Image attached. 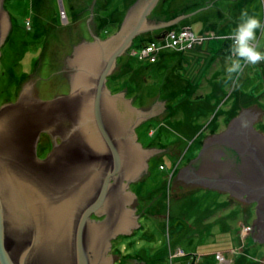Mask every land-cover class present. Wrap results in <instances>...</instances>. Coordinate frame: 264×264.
<instances>
[{
	"label": "water",
	"instance_id": "95a60500",
	"mask_svg": "<svg viewBox=\"0 0 264 264\" xmlns=\"http://www.w3.org/2000/svg\"><path fill=\"white\" fill-rule=\"evenodd\" d=\"M158 2L137 0L116 35L75 47L66 62L70 94L41 100L31 79L17 103L0 107V264H112L117 257L104 255L109 239L140 225L133 214L136 196L124 189L146 173V159L163 149H140L133 128L146 113L165 108L164 96L132 107L131 97L104 84L134 38L176 22L150 14ZM2 3L0 45L11 26ZM262 113L253 105L221 134L205 137L177 180L258 200L252 235L264 242V135L253 129ZM43 130L54 149L39 160L36 139Z\"/></svg>",
	"mask_w": 264,
	"mask_h": 264
},
{
	"label": "rangeland",
	"instance_id": "374dc122",
	"mask_svg": "<svg viewBox=\"0 0 264 264\" xmlns=\"http://www.w3.org/2000/svg\"><path fill=\"white\" fill-rule=\"evenodd\" d=\"M8 1L12 11L22 16V21L14 23L10 29L14 31L13 39L3 47V53L6 52L11 59L15 57L10 61L12 65L9 64L4 71L0 66V107L6 103H17L21 94L18 81L23 79L25 82L33 72L19 74L17 79L9 78V72L19 70L18 54H28L30 50L51 52L53 42L50 40L44 45L47 32L46 27L42 28L44 25L55 19L54 44L59 45L65 38L70 56L74 45L83 40L94 42L95 39L106 40L116 35L120 30V20L137 0H67L68 7L67 2L64 4L66 0H42L37 12L41 15H35L28 6L30 2V6L33 4V0ZM94 8L100 11V35L92 37L87 29L84 34L69 33L72 24L78 27L81 23L85 28V23L94 18ZM77 10H81L79 19ZM244 10L264 22V0H160L154 14L169 16L168 12H177L179 16L173 20L176 21L175 29L164 26L155 28L153 33L139 34L134 39L137 45L143 43L142 49L145 50L130 47L124 57L118 58V66L112 70L116 78L125 73L130 79V84L108 82L112 93L121 89L123 97H131L129 106L144 107L162 95L165 102L162 111L146 113V119L133 128L137 135L135 142L140 143V149L163 151L146 159L148 169L144 181L139 182L141 176L130 181L129 188L124 189L136 196L133 214L140 215L146 231L140 230L131 238H124L123 246L118 249L123 255L126 253L135 259L141 256L140 250L144 251V255L148 253L145 258L153 257L146 259L147 264H256L254 250L261 249L264 254V242L255 241L252 235L254 221L258 218V200L244 202L232 195L234 200L229 201L226 191L198 184L185 185L177 180L179 169L187 166L202 151L205 137L224 132L237 110L258 105L263 113L256 121V127L264 135V62L247 66L239 87L225 83V57L231 45V40L226 37ZM4 11L8 12L5 6ZM180 18L182 20L178 22ZM39 19L47 22L40 23ZM63 23L67 31H62L65 29L60 26ZM55 26L48 27L52 29ZM257 36L259 46L264 50V37L259 32ZM154 37L157 38L147 40ZM190 43L192 48L187 49ZM9 51L16 55L12 56ZM45 65H42L44 77L51 79V86L44 82V93L39 97L52 100L61 97L53 96L54 92L62 96L70 94L71 82L67 73L60 79V74L52 75V71L46 70L54 68L55 64L49 62L48 68ZM191 77L198 79L194 85H191ZM249 87L255 89L254 95L248 94ZM240 89L244 90V96L239 93ZM17 91L19 95L15 96ZM231 99L235 106L230 103ZM207 100L211 103L210 112H216L207 114L209 109L206 105L203 108L207 111L203 109L197 113ZM219 104H222V109L217 111ZM41 142H46L45 138ZM39 160L42 159L39 157ZM180 186L187 190L193 188L196 194L187 191V199H180ZM142 202L147 205L142 207ZM221 206L225 208L219 209ZM195 258L197 262H193ZM257 264L264 262L259 260Z\"/></svg>",
	"mask_w": 264,
	"mask_h": 264
},
{
	"label": "bare ground",
	"instance_id": "6f19581e",
	"mask_svg": "<svg viewBox=\"0 0 264 264\" xmlns=\"http://www.w3.org/2000/svg\"><path fill=\"white\" fill-rule=\"evenodd\" d=\"M12 1H14V0H12ZM106 1V0H105ZM67 2V0L64 2V4ZM159 2H160V0H159ZM159 2L157 3V5L153 8V10L151 11V13L150 14H154V12L156 11V7L158 6V4H159ZM30 3H32V2H30ZM30 3H28V4H30ZM2 5H4L5 6V0H3V3H2ZM70 5V4H69ZM4 6H3V9H4ZM67 7H68V2H67V5H66ZM182 7H184V6H182ZM93 10V9H92ZM158 12H160L161 10H159V8H158V10H157ZM6 12V11H5ZM6 14H7V16H8V18L10 19V22H11V26H10V28H9V31H8V33H7V35H6V37H5V40L3 41L4 43L2 44V45H0V66H1V68H2V71H4V69H6L7 67H9V64L10 65H12L11 64V62L10 61H12V59H14V55H16V53H14L13 55H12V52L11 51H9V53L12 55V56H14V57H12V59H11V57L6 53V52H4L3 53V47H4V44L7 42V39H8V37L10 36V29H12V26L13 25H15L14 23H18V22H21L22 20H21V15H19L17 12H14V17L12 16V14L10 13V12H6ZM177 18H175V19H173V20H176ZM55 20V19H54ZM93 19H91V21H88L87 23L88 24H90L91 22H93L92 21ZM172 20V21H173ZM182 20V18H180V19H178L177 21L178 22H180ZM86 21V20H85ZM101 23V22H100ZM167 24H171V21H167ZM168 27H172L173 29H175V24H171V25H169ZM167 27V28H168ZM178 30V29H177ZM153 31H155L154 29H150V30H148L146 33H150V32H152L153 33ZM179 32H181V30H179ZM20 34V33H19ZM93 36L92 37H95L96 38V34H94V33H91ZM154 35V34H153ZM152 35V36H153ZM155 38H157V37H154V38H152V40L153 39H155ZM183 41V40H182ZM136 42V39H134L133 40V43H132V46L131 47H133L134 48V43ZM58 44V43H57ZM62 44H59L58 46H53V44L51 45L52 46V49H51V52L48 54V53H46V52H42V51H37V52H35V51H32V50H30V52L28 51V54L26 53H21L22 55H20V54H18V57L16 58L17 60H18V63L17 64H19L18 65V67H19V70H12V72L13 73H11V72H9L8 73V76H9V78H11V80H12V78L13 79H17V77L19 76V74H22V73H27L28 71H33L32 73L33 74H31L30 76H28V79L30 80L31 78H32V80H35L36 81V83H37V85H38V89H39V91H40V95H42L43 93H42V91H44V89H43V83L44 82H47V84H48V86H51V85H49L50 84V81H51V79L50 78H45L44 77V70L42 69V65L43 64H46L45 65V67L47 66V68H48V63L50 62V57L52 56V54H53V57L55 58V59H57V60H60V62L61 61H64L63 62V65L62 66H60L59 68H60V70L57 72L58 74H60V72H61V74H60V78H65L64 77V75H66V62H67V59L69 58V55H68V53H67V55L64 53L63 54V56H64V58H62L61 56V54H60V51H61V49L64 47V46H66L65 44L64 45H62ZM6 46H7V44H6ZM77 46V44L76 45H74V47H73V50H75V47ZM219 46H221V45H219ZM45 46H43V48H44ZM133 48H132V50H133ZM186 48L187 49H191L192 48V45H191V43L189 44V45H187L186 46ZM142 49V48H141ZM142 50H145V49H142ZM127 52H129L128 50L124 53V54H122L120 57H124L125 55H126V53ZM39 53V54H38ZM38 54V55H37ZM9 56V57H8ZM37 57L39 58V59H37ZM43 60V61H42ZM49 61V62H48ZM10 62V63H9ZM17 62V61H16ZM119 62V60L117 59V61H116V63H118ZM41 63V64H40ZM128 64H130V63H128ZM40 65V66H39ZM115 66H118V65H115ZM46 70H51V69H46ZM113 70V69H112ZM183 71V70H182ZM38 72V73H37ZM62 73H63V75H62ZM33 75H35V76H33ZM52 75H54V74H52ZM121 75V77H115L114 76V72H112V71H110V73H108L107 75H106V80H105V84H104V86H105V89H107V90H110L109 88H108V85H109V83H111V84H118V83H131L130 82V79L127 77V75L125 74V73H123V74H120ZM37 76V77H36ZM25 79H27V78H25ZM28 79L25 81L26 83L28 82ZM7 80V79H6ZM63 80H66V79H63ZM191 85H194L195 83H197V82H195V81H197L198 79L197 78H192L191 77ZM25 82L23 83V79H21V80H19L18 81V88L19 89H21V86H23V84H25ZM109 82V83H108ZM199 82H201V81H199ZM39 83V84H38ZM25 86V85H24ZM46 87V86H45ZM205 86H203L202 87V89L204 88ZM49 88V87H48ZM250 88V87H249ZM45 90H47L46 88H45ZM255 89L254 88H250V92H248V94L249 95H254V91ZM111 92V91H110ZM54 93H57V92H54ZM112 93V92H111ZM239 93L242 95V96H244V94H245V92H244V90H242L241 91V89L239 90ZM58 94V93H57ZM203 94H204V92H203ZM61 96H62V94H60ZM57 96V95H56ZM241 96V97H242ZM41 100L43 99V97H39ZM44 100H46V99H44ZM231 102H233L232 103V106L234 105V103H235V101H233L232 99H231V101H230V103ZM241 104L243 103V100L240 102ZM239 104V103H238ZM207 105V106H206ZM220 105V104H219ZM204 106H206V108L207 109H209V111H207L205 108H203ZM222 104L220 105V106H218L219 107V109H217V111L218 110H220V109H222ZM235 106V105H234ZM209 107H211V103L207 100L206 102H205V105L203 104V105H201L200 106V109H198V112L197 113H201L202 111H203V109L205 110V111H207V114L208 113H210V114H213V113H215V112H210V110L212 109V108H209ZM233 110V109H232ZM231 110V111H232ZM243 110V108L240 110V111H242ZM160 111H162V110H160ZM240 111L238 112V110H237V113H236V115H234L233 117H232V119L230 120V123L233 121V119H235V118H237V117H239L240 116ZM197 113H195V114H197ZM223 113V112H222ZM239 113V114H238ZM194 114V115H195ZM197 115H199V114H197ZM157 119V118H156ZM151 120V119H150ZM153 121V120H152ZM151 121V122H152ZM230 123H228L227 124V128H228V126H229V124ZM256 122H254L253 123V129L255 130V131H258L257 130V127H256ZM45 138V140H46V142H47V144H46V142H41L42 141V139H44ZM37 145H39V144H41V145H44V144H46V147H45V149L44 148H42V150H45L46 152H47V147H48V150H49V152L47 153V155L45 156V158L44 159H46L48 156H49V154H51V152L53 151V149H54V143H53V138H52V136H51V134L48 132V131H46V130H43L41 133H40V135L37 137ZM52 141V142H51ZM56 143L58 144V145H60V144H62V139H61V137L60 136H57V138H56ZM50 148V149H49ZM36 153H38L37 152V149H36ZM37 158L39 159V157H38V155H37ZM41 159V158H40ZM44 159H42V160H44ZM194 159H192V161H193ZM156 179V178H155ZM157 180V179H156ZM177 184V183H176ZM199 186H201V187H204L202 184H198ZM187 191L188 192H190V193H192V194H196V191L193 189V188H189L188 190L184 187V189L182 190V194H181V197H180V199H187ZM226 193L230 196V199H229V201H231V200H234V197L232 196V194L229 192V191H226ZM231 197H233V198H231ZM235 198H237V197H235ZM228 199V198H227ZM244 202H245V200H244ZM224 209L225 208V206L224 207H220L219 209ZM140 216V215H139ZM137 217V219L136 220H138V221H136L137 223H139L140 225L139 226H137V227H134L133 229H132V231L130 232V233H118V234H115V237H111L110 239H109V243H110V246H108V248L110 249V250H107L106 251V253H104V255L105 256H107V257H117L116 258V260H114V261H116L117 262V260H122V259H126L127 260V262L125 263V264H147V260L146 259H148V260H150L151 258H153L152 257V255H150L149 257H151V258H145V257H148L147 255H148V253L146 254V255H144V251H141L140 250V253H141V256H137L135 259H133L132 257H129L130 255H128V254H126L125 253V255H123V253H122V251L121 250H118L120 247H122L123 246V241H125V239L124 238H126V239H128V238H131L132 236H134L138 231H140V230H144V231H146V228L144 227V225H143V223H142V219L140 218V217ZM116 240H118V244L119 245H117L116 246ZM125 244V243H124ZM263 247H264V244L262 245ZM262 246H258V247H262ZM115 250H118L116 253H114V251ZM182 252V251H181ZM113 253V254H112ZM183 254H185L184 252H182ZM178 254H179V252H178ZM177 254V255H178ZM173 255V254H172ZM253 255L255 256L256 255V257H257V259L255 260V263L257 264L258 262H259V260H262L263 262H264V254H263V252L261 251V249H260V251L258 250V249H256V250H254V253H253ZM132 258V259H131ZM259 258H261V259H259ZM114 261L112 262V264H115L114 263ZM193 262H197V258H195L194 259V261Z\"/></svg>",
	"mask_w": 264,
	"mask_h": 264
},
{
	"label": "clouds",
	"instance_id": "9594fccd",
	"mask_svg": "<svg viewBox=\"0 0 264 264\" xmlns=\"http://www.w3.org/2000/svg\"><path fill=\"white\" fill-rule=\"evenodd\" d=\"M264 37V22L246 10L241 11L238 23L226 37L231 40L229 54L225 57V83L239 87L244 69L264 62V50L258 43L257 33Z\"/></svg>",
	"mask_w": 264,
	"mask_h": 264
},
{
	"label": "flooded vegetation",
	"instance_id": "af4514ba",
	"mask_svg": "<svg viewBox=\"0 0 264 264\" xmlns=\"http://www.w3.org/2000/svg\"><path fill=\"white\" fill-rule=\"evenodd\" d=\"M9 1L8 0H5V8H6V10L8 11V12H10L11 14H12V16L14 17V11H12L13 9H11V7H10V3H8ZM42 2V0H33V4H31V6H30V4L28 5L29 7H31L32 8V11L33 12H35L36 14L35 15H41L40 13H37V12H39V7L41 6L40 5V3ZM97 8H94L93 9V13H94V18H93V22H91L90 24H88V23H85V28H84V26L81 24V23H79V25H78V27L76 26V24H72L69 28H71L70 30V32L69 33H76V34H84V32H86L85 31V29H87L90 33H94V34H96V35H100L99 33H101L100 31H101V28H100V17L98 16V13H100V11L99 10H96ZM80 11L81 10H77V12H76V14H77V16H78V19L80 18L79 17V15H81L80 14ZM98 11V12H97ZM52 19V18H51ZM39 22L40 23H43V22H47V20H45V19H39ZM49 23V24H48ZM46 25H44L42 28H44V27H46V35H45V39H44V45L45 44H49L50 43V40H51V42H53V46L55 47V46H58V44L57 43H55L54 44V40L52 39V38H54L53 37V33L52 32H54V28H56V26L54 25V20L52 19L51 20V22H48ZM52 23V24H51ZM50 25V27L53 25V26H55V27H52V29L50 28V27H48ZM61 26V28H65V29H63L62 31H64V30H66L67 31V29H66V26H65V24L63 23V24H61L60 25ZM65 31V32H66ZM68 33V34H69ZM13 34H14V31H11V33H10V36L8 37V39H7V42L4 44V47L6 46V44H9V41H11L12 39H13ZM59 43H60V41H59ZM60 44H62V45H66V43H65V38H63V40H61V43ZM43 45V46H44ZM61 45V46H62ZM63 47V46H62ZM67 48H68V45H66V46H64L62 49H61V51H60V54L62 55L61 57L62 58H64V56H63V54L65 53L66 55H67ZM63 62L64 61H61L60 62V60H57V59H55L54 57H53V54H52V56L50 57V64H55V66H54V68H51V70L50 71H52V73L54 74V75H57L58 73V71L60 70V66H62L63 65ZM41 64V63H40ZM49 64V63H48ZM40 66V65H39ZM38 73V72H37ZM51 73V72H50ZM33 74V73H32ZM60 74H61V72H60ZM62 75H63V73H62ZM33 76H35V75H33ZM37 77V76H36ZM61 79V78H60ZM59 79V80H60ZM58 80V81H59ZM57 81V82H58ZM24 83V82H23ZM25 84H26V82H25ZM25 84H23V86H21V89H19L20 90V92H22V89L25 87L24 85ZM39 84V83H38ZM36 90L39 92V94H40V91H39V89H38V87H36ZM42 93H44V91H42ZM19 95V92L17 91V93H15V96H18ZM56 95H60V93L59 94H57V93H54V95L53 96H56ZM45 99V98H44ZM52 142V141H51ZM46 144H47V142H46ZM46 144H44V145H41V144H39L38 145V147H37V152H38V156L41 158V159H44L45 158V156L47 155V153L49 152V150H48V147H47V152L45 151V150H42V148H44L45 149V147H46ZM50 149V148H49ZM147 174L145 173V174H143L142 175V177L140 178V181L139 182H142V181H144L146 178H147V176H146ZM178 185V184H177ZM184 188L182 187V186H180V189H179V191H181V190H183ZM233 198V197H232ZM237 200H239V198H236ZM142 201V200H141ZM140 204V203H139ZM142 204H144L143 202H142ZM137 205V204H136ZM147 204H144V205H142V207L143 206H146ZM139 206H141V205H139ZM142 215V214H141ZM146 215H148V214H146ZM114 253H116V251H114ZM113 254V253H112ZM113 262V261H112ZM127 262V260L126 259H122V260H117V262H115V264H125Z\"/></svg>",
	"mask_w": 264,
	"mask_h": 264
},
{
	"label": "trees",
	"instance_id": "16d2710c",
	"mask_svg": "<svg viewBox=\"0 0 264 264\" xmlns=\"http://www.w3.org/2000/svg\"><path fill=\"white\" fill-rule=\"evenodd\" d=\"M104 2H105V0H104ZM128 7V6H127ZM195 9H196V7H195ZM169 13V16H158L157 17V19L158 18H160V20H163V21H172L173 19H175V18H177L178 16H179V14L176 12L175 13V11H170V12H168ZM166 15V14H165ZM100 25V24H99ZM147 40H152V38H150V39H147ZM143 42V41H142ZM140 43V42H139ZM145 43V42H144ZM143 43H141V44H139V45H137V42H135L134 43V47H137V48H142L143 46Z\"/></svg>",
	"mask_w": 264,
	"mask_h": 264
}]
</instances>
